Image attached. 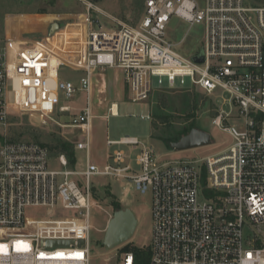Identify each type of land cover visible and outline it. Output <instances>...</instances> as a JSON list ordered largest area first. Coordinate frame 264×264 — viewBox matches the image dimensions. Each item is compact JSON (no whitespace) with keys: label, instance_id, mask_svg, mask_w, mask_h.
I'll return each mask as SVG.
<instances>
[{"label":"built area","instance_id":"built-area-1","mask_svg":"<svg viewBox=\"0 0 264 264\" xmlns=\"http://www.w3.org/2000/svg\"><path fill=\"white\" fill-rule=\"evenodd\" d=\"M99 14L106 13L89 5L80 30L59 28L44 41L0 45V134L7 133L12 118L30 117L43 129L79 130L75 147L86 154L82 172L69 170L65 156L59 157L64 170H53L48 149L37 142L0 144V264H91V211L99 206L94 176L131 180L139 193L151 195L147 264H264V4L146 0L137 26L117 28L101 24ZM173 20L190 27L178 42ZM196 26L202 47L187 55L180 47ZM70 30L84 36L58 40ZM201 55L204 61H195ZM63 69L84 75L77 84ZM110 69L124 73L131 104L149 99L153 78L164 90L211 98L213 124L231 144L195 165L163 163L144 142L126 136L108 146L140 147L138 169L120 148L111 163L93 164V80ZM9 82L18 113L8 110ZM80 92L87 104L72 114L62 98L71 101ZM219 99L230 112L218 107ZM234 110L242 125H228ZM110 113L119 115L117 105ZM67 116L70 123L59 120ZM49 242L69 244L49 247ZM119 264H136L134 253H123Z\"/></svg>","mask_w":264,"mask_h":264},{"label":"rangeland","instance_id":"rangeland-1","mask_svg":"<svg viewBox=\"0 0 264 264\" xmlns=\"http://www.w3.org/2000/svg\"><path fill=\"white\" fill-rule=\"evenodd\" d=\"M23 1L27 3L26 6H23L26 13L7 14L0 7V45L15 39H27L30 41L47 40L54 24H59L61 29L69 27V29L74 28V30H80L84 24V16L87 13L89 5H93L106 13L99 14L98 17L101 24L108 28H117L122 24L137 26L145 7L144 4L140 7L134 5L135 0ZM249 1L253 4H264V0ZM2 6H5V4ZM93 15L96 16L95 14ZM171 26L177 28L178 37L175 40L176 42L182 40L183 36L190 29L188 24L181 23L178 20H173ZM200 28L199 26L193 28L187 42L180 47L185 54L190 55L201 50L203 33ZM55 32L52 35L56 34ZM77 35L84 36V32L78 33L70 30L59 37L58 40L64 41ZM62 75L66 79L73 80L74 82H78L82 77L81 73H71L66 69H63ZM152 85L155 91L151 93L146 102L130 105L120 103L119 115L110 116L106 128L104 127L105 131H103L102 138L97 136L98 142H100L102 147L105 148L107 137L113 140H119L126 136L136 137L144 142L148 148H151L163 163L189 162L194 165L205 157L217 154L229 147L231 144L229 135L220 131L213 124V119L217 113L215 103L211 98L195 91L164 90L166 86L163 85L161 87L158 78L152 79ZM193 92L195 93L190 96ZM125 97V100H129L127 90ZM62 102L68 103L64 98H62ZM7 103L9 104V113H18V109L14 106L13 85L10 82L7 87ZM217 105L225 112H230L231 110L230 105L224 104L222 99L217 101ZM232 113L235 115L228 120V125H242V119L236 117L237 112L234 110ZM151 114L166 117L164 120L157 119L156 123L160 131H156V133L152 131ZM55 118H57V115H55ZM59 120L64 121V118H59ZM35 125L40 126L30 117H23L18 128H15L14 126L16 125L11 122L7 133L5 135L0 134L3 138V140L0 139V144L4 140H11L12 127L13 131L25 127L26 133L17 142H37L35 136H39L41 133L46 135L48 132L44 131L45 129L37 128ZM194 128L209 133L211 135V144L186 151H175L169 147V144L175 141L168 143L153 136L154 133L160 135L164 132L165 137L182 138L183 136L179 137L182 131H191ZM106 130L108 131L106 132ZM56 131L60 130L56 129ZM74 135L70 140H76V135ZM62 140L67 141L63 135ZM116 148L125 150L130 155L128 162L133 165L134 169H138L135 165V158L141 152L140 147L131 151L130 146H115L109 148L108 152ZM100 149L93 151L95 161L101 156L103 157L104 155L102 154L106 153ZM75 158L76 162L70 169L78 172L84 171L86 168L85 153L76 151ZM49 165L53 170H64L59 164V157L57 155L50 156ZM75 179L83 182L82 177ZM92 183L93 187L96 188L95 199L99 206H94L91 211V264H119L122 256L120 249L123 246L115 250H110L102 245L108 223L116 211L113 207V202L120 203L121 209L128 208L132 210L139 221L135 235L129 244L133 247L147 248L150 245L152 237L151 195L139 193L135 183L131 180L94 176Z\"/></svg>","mask_w":264,"mask_h":264},{"label":"crops","instance_id":"crops-1","mask_svg":"<svg viewBox=\"0 0 264 264\" xmlns=\"http://www.w3.org/2000/svg\"><path fill=\"white\" fill-rule=\"evenodd\" d=\"M35 32H36V30H35ZM15 40H17V39H15ZM74 73H81L82 76L84 75V73H82V72H74ZM78 82H76V83L78 84ZM126 90L128 91V94H129V97H128L129 100H125L126 99V97H125ZM91 100H92V105H93V110H94V117L91 120V126H92V131H93L92 132L93 133V144H92V150H91V160H92L93 164L103 166V165H106V164L112 162L111 155L113 154V152L116 149H118V148H116L113 151L108 152L109 148L115 147V146H111V147L108 146V141H119L120 140V139L119 140H113V139H109L107 137L106 143H105L106 146L104 148L101 146L100 142H98V139H97V136H100V138H102L103 131H105L104 127L106 128V125L109 121L110 116H118L116 114L112 115L110 113V107L112 105H117V110H118V114H119L120 103H123L126 105L131 104L130 103L129 88L126 85L124 73L120 70L110 69V70H107L103 74H97L93 80V89H92V94H91ZM67 102L68 103H66V104L70 105L73 108L72 114H79L80 111L87 104V95L83 92H80L74 97L73 101H67ZM64 123H66V124L70 123V117L69 116L64 118ZM151 125H152V123H151ZM35 126H37V125H35ZM37 128L43 129V128H40L39 126H37ZM51 128H53V129H51ZM55 128L59 129L60 131H56ZM44 131H47V132L50 131L51 133L53 131V133H59L61 135V137H62V135L66 137L67 141H65V142L70 143L72 146V149H73L74 162L70 163L69 158L66 154H60V155H58V157L65 156L66 160L68 161V167L67 168L69 170H72L70 168L76 162L75 153H76V151H79L75 147V143L79 140V136H80L79 130H76L73 128H63L62 129V128L57 127V126H52L50 128L45 129ZM107 131L108 130H106V132ZM74 134L76 135V140L72 141L70 139H72L71 137ZM96 149L104 150L106 153L102 154L104 156L103 157L101 156L100 158L96 159V161H95L93 158L94 157L93 151H95ZM131 151H133V150H131ZM82 152L85 153L84 151H82ZM85 159H86V154H85ZM72 171H74V170H72ZM76 172H78V171H76Z\"/></svg>","mask_w":264,"mask_h":264},{"label":"trees","instance_id":"trees-1","mask_svg":"<svg viewBox=\"0 0 264 264\" xmlns=\"http://www.w3.org/2000/svg\"><path fill=\"white\" fill-rule=\"evenodd\" d=\"M145 1L146 0H135L134 5L140 7L144 4L145 6ZM0 7L2 8L4 13L7 14H22V13H26L25 10L23 9V6H26L27 3H25L23 0H0ZM4 2V3H3ZM5 6H2L4 5ZM195 92H193L190 96H192ZM189 96V97H190ZM22 118H12V123H14L16 126H14L15 128L19 127L20 125V121ZM157 119H161L164 120L166 119L165 116L163 115H155V114H151V123H152V131H160L159 126L157 125ZM192 130V129H191ZM40 131V130H38ZM190 131H182V133H180V136H185L187 134H189ZM26 133L25 132V127L20 130H16L13 131V127H12V138H10V142H17V140H19L21 138V136H23V134ZM154 133L153 136H155L158 139H162L165 142L170 143L171 141H178L181 138H169V137H165L164 136V132H162L160 135H156ZM39 135V134H38ZM37 139V143L41 144L42 146H44L45 148L48 149L50 156H55V155H60V154H66L69 158L70 163L74 162V155H73V149L70 143L65 142L62 140V137L59 133H51L50 131L48 132V134L44 135V134H40L39 136H35ZM0 139L3 140V138L0 136ZM170 147V146H169ZM96 191V190H95ZM95 191H94V196H95ZM96 198V196H95ZM113 207L115 210H119L121 209V204L120 203H116L113 202ZM129 244V243H128ZM124 245L121 249L120 252L121 254L126 253V252H133L135 255V259H136V264H147L150 259H151V252H150V248L149 246L147 248H142V247H138V246H131L130 244L128 245Z\"/></svg>","mask_w":264,"mask_h":264},{"label":"water","instance_id":"water-1","mask_svg":"<svg viewBox=\"0 0 264 264\" xmlns=\"http://www.w3.org/2000/svg\"><path fill=\"white\" fill-rule=\"evenodd\" d=\"M59 28V24H54L50 34L52 35V33ZM195 61L203 62L204 57L202 55L196 57ZM210 144L211 135L203 130L194 128L189 134L183 136L180 140L171 142L169 146L175 151H186ZM138 223L139 221L132 210L128 208L116 210L112 219L108 223L102 245L107 249L115 250L128 244L135 235ZM68 244L69 243L67 242H49L48 246H65Z\"/></svg>","mask_w":264,"mask_h":264}]
</instances>
